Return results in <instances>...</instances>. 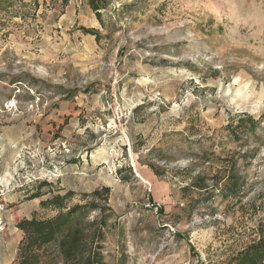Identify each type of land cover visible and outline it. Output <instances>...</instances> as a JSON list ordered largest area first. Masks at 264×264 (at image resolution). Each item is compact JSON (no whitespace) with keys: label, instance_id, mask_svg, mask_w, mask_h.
Returning a JSON list of instances; mask_svg holds the SVG:
<instances>
[{"label":"rangeland","instance_id":"374dc122","mask_svg":"<svg viewBox=\"0 0 264 264\" xmlns=\"http://www.w3.org/2000/svg\"><path fill=\"white\" fill-rule=\"evenodd\" d=\"M88 1L0 0V264L57 193L106 264H226L264 230V0Z\"/></svg>","mask_w":264,"mask_h":264},{"label":"trees","instance_id":"16d2710c","mask_svg":"<svg viewBox=\"0 0 264 264\" xmlns=\"http://www.w3.org/2000/svg\"><path fill=\"white\" fill-rule=\"evenodd\" d=\"M88 3L99 15L100 7L96 0H89ZM258 123L259 119L245 116L239 118L235 128L244 134ZM234 186L237 187V184ZM67 194L57 193L40 201L41 206L56 208L58 211L55 215L48 218L22 217L16 222V227L23 233L17 245V264H106L96 239L103 236L101 227H95L96 220L85 217L88 207L95 209L97 205L75 204L66 207L64 200ZM40 195L37 191L29 198ZM96 232L98 235L95 238ZM226 264H264V230Z\"/></svg>","mask_w":264,"mask_h":264},{"label":"built area","instance_id":"2783aa9c","mask_svg":"<svg viewBox=\"0 0 264 264\" xmlns=\"http://www.w3.org/2000/svg\"><path fill=\"white\" fill-rule=\"evenodd\" d=\"M6 206H7L6 201L2 199L0 201V211L4 210L6 208ZM4 226H5V221L2 217V215L0 214V231L3 230Z\"/></svg>","mask_w":264,"mask_h":264},{"label":"crops","instance_id":"0c3cea01","mask_svg":"<svg viewBox=\"0 0 264 264\" xmlns=\"http://www.w3.org/2000/svg\"><path fill=\"white\" fill-rule=\"evenodd\" d=\"M22 218V217H21Z\"/></svg>","mask_w":264,"mask_h":264}]
</instances>
